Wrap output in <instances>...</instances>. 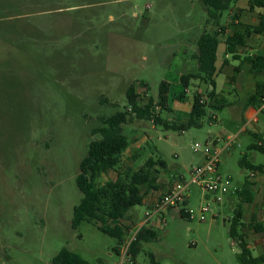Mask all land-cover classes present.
Returning a JSON list of instances; mask_svg holds the SVG:
<instances>
[{"label":"rangeland","instance_id":"rangeland-1","mask_svg":"<svg viewBox=\"0 0 264 264\" xmlns=\"http://www.w3.org/2000/svg\"><path fill=\"white\" fill-rule=\"evenodd\" d=\"M232 7L242 8L244 19L254 12L246 19L250 26L264 13L250 10L248 0ZM229 11L221 20L225 27ZM206 20L203 0H0V264H50L64 247L89 264L121 261L120 242L96 223L72 227L74 206L82 198L76 183L80 161L98 136L92 129L101 116L128 108L130 84H136L143 102L158 98L162 81L183 90L180 75L197 71L191 55ZM224 52L222 42L217 66ZM229 62L216 77L220 101L207 106L200 127L174 131L134 117L123 126L131 144L120 166L99 182L116 179L128 167L138 169L149 157L162 158L165 165H155L156 187L142 188L147 200L158 199L175 181H189L190 171L217 151L218 172L234 184L254 178L242 160L264 165V153L249 148L259 141L252 132L240 131L241 106L251 93L232 89L229 75L241 60L231 56ZM207 88L191 81L183 101L176 97L170 101L172 110L157 109L162 119L187 120L194 94L210 104ZM259 126L264 130V113ZM227 135H235L229 147ZM196 143L202 146L199 151ZM256 176L250 205L238 195L215 203L192 184L187 193L196 201L188 207L198 210L210 203L213 211L205 221L169 209L154 213L148 202L131 208L124 220L126 238L142 223L155 232V238L142 242L136 262L146 264L153 252L160 264H242L241 246L230 234L238 206L244 222L238 231L253 255L264 253V229L254 226L264 225V172Z\"/></svg>","mask_w":264,"mask_h":264},{"label":"trees","instance_id":"trees-1","mask_svg":"<svg viewBox=\"0 0 264 264\" xmlns=\"http://www.w3.org/2000/svg\"><path fill=\"white\" fill-rule=\"evenodd\" d=\"M239 0H203L207 10L206 29L200 35L197 44L198 51L193 55L197 60V71L183 73L180 75V82L184 88L177 92L172 89V85L167 81H162L159 87L158 98L150 97L143 102L135 83L127 88V99L129 106L125 110H118L109 116H101V123L92 129V135H98L89 142L87 154L81 159L79 172L76 176V183L82 192V198L74 206L72 227L77 229L79 225L86 221L96 223L100 230L118 239L120 245L127 237L129 227L124 224L128 211L136 205L142 204L144 194L142 188H155L157 176L155 165H165L162 158L155 159L149 157L138 169L126 168L123 172H118L116 179L107 180L100 183L103 174L114 170L120 166L123 153L131 144V139L124 133V124H127L134 117L152 120L157 124H162L166 129L187 130L191 127H200L202 119L207 113V106H217L220 101L216 92V76L220 72L217 68V51L220 44V35L225 26L221 24L224 12L229 10L233 3ZM251 10L264 9V0H248ZM210 25L219 26L220 30H208ZM264 32V14L260 21L254 26H246L244 33L235 32L225 39L226 53L236 55L238 47L244 45L249 36L253 33ZM264 58L258 56L253 60L254 71L262 70ZM192 80H200L207 83L210 104L202 100V95L196 93L192 96V108L189 118L184 121L174 122L163 120L157 107L161 110H172L171 102L178 97L183 100L186 97V90ZM143 83V82H142ZM147 86V83H143ZM212 87V88H211ZM264 96V83H258L254 93L250 96L248 105L259 106L261 97ZM259 98V101L257 100ZM250 149H256L264 153V140L253 143ZM242 165L250 167L252 170L264 171V165H255L242 160ZM236 195L243 202H251L253 194L251 183L247 180ZM182 217L188 216L181 210ZM241 206L235 211L230 234L238 240L241 246L242 264H262L264 263V253L253 255L249 248L243 232L238 231L241 222ZM241 225V226H242ZM257 230H263V226L258 223L255 225ZM155 238V232L143 226L135 240L131 243L129 255L133 262L136 261L140 253L143 241ZM50 264H89L82 256L66 247L62 248L51 260ZM146 264H160L155 253H149V260Z\"/></svg>","mask_w":264,"mask_h":264},{"label":"crops","instance_id":"crops-1","mask_svg":"<svg viewBox=\"0 0 264 264\" xmlns=\"http://www.w3.org/2000/svg\"><path fill=\"white\" fill-rule=\"evenodd\" d=\"M229 10H230L229 11L230 14H229L228 19L225 22V24L227 23L228 26L225 27L223 33H221V35H220V43L223 42L225 44V52H224L225 53V57L223 58V60H222V62H221V64L219 66H217V62H216V66H217L218 69H220V72H222L224 66L230 64L229 58L231 56L233 58H235V59L241 60L240 64L233 65L234 74L229 75V83H230L232 89H234V90H246V91L248 90V91H250L251 94L248 97L247 103L243 104V106H241V111H242V121L241 122H242V126L240 128V131L241 132H244V131L252 132L256 136V138L259 140L258 141V143H259V142H262V140H264V135H263L264 130H263V128H261L259 126L260 115H261V113H264V110L261 111L259 109V106H260L261 103L259 104V106H254V105H248V102H249L250 96L254 93L257 84L258 83H264V60L261 61L262 62V70L260 72L256 73L254 71V65H253V60H255L258 56H262L264 58V32H262V33H253L251 36H249L247 38V40H246V43L244 45L238 47V51H237L236 55L230 54V53H226L225 39L227 38V36L233 35L236 31L240 32V33H244L245 30H246V26H250V23H248V21L246 20L247 16L248 15H252L254 13V12H250L249 14L248 13L245 14L246 18L244 19V13H243V9L242 8H239V7H235L234 8V7L231 6V8ZM256 10H258V9H255V10H252V11H256ZM252 18H253L254 21L256 20L255 16H253ZM260 18H261V15H259V19ZM221 24L224 25V23H222V22H221ZM213 30H220V27L219 26H214ZM196 52H194L191 55L192 58H193V55ZM193 59L196 62V68H197V60L195 58H193ZM194 81H200V80H194ZM200 82L208 85L205 82H202V81H200ZM188 89H189V86L187 88H185L186 93H189ZM219 95H220V93L217 92V97L218 98H219ZM183 100H181V101H183ZM257 100L259 101V98ZM191 108H192V102H191ZM190 111H191V109H190ZM249 126H251L252 129H249ZM253 131H256L258 133L253 132ZM225 132H227V130H225ZM228 137H229V135H227L225 137V139H228ZM219 140H220L219 137H217L215 141L217 142ZM252 171L264 172V171L254 170V169ZM255 177H257V176H255ZM254 178H250L248 180L251 183V191H252V194H253V199H252L251 202H249V205L251 203H253V201L255 200V186L253 184L254 183L253 182ZM171 186H169L167 188V190ZM189 195L190 196H189V199L187 200V204L190 205V203L192 201L195 202L196 199L195 198L193 199L191 194H189ZM232 195H236V194H232ZM149 199L147 200V198L144 197L143 202L150 203L151 204L150 207L153 209L155 201H156V197H154L151 200H149ZM167 211L174 212V211L170 210V208ZM135 216H136L135 213L130 214V218H133ZM255 217H257V216H255ZM251 218L253 220L254 216H252ZM258 223H260L263 226V228H264L263 223L260 222V221L254 223V226L256 224H258ZM249 248L252 250V248L250 246H249ZM134 264H138V263L135 261ZM262 264H264V263H262Z\"/></svg>","mask_w":264,"mask_h":264},{"label":"built area","instance_id":"built-area-1","mask_svg":"<svg viewBox=\"0 0 264 264\" xmlns=\"http://www.w3.org/2000/svg\"><path fill=\"white\" fill-rule=\"evenodd\" d=\"M259 109L261 111L264 110V96L261 97ZM234 138L235 135L228 137L226 147L231 146L235 142ZM201 148L202 146L198 143L194 146L195 151H199ZM209 151L210 149L206 146L204 153L208 155ZM220 152L221 151H217L215 156H209L208 161L191 170L189 181L183 179L175 181L165 193L156 199L153 208L154 213L170 208L172 211L180 214L181 210H183L188 218L194 219L198 216L199 220L205 221L207 213L213 211L210 203L201 205L198 210L188 207L187 200L190 195L187 192L192 184L200 187V189L204 191V196L212 199L215 203H221L228 195L235 194L241 190V186L234 184L232 177L224 176L218 172V155ZM257 173L258 171H252L251 177H255ZM146 215L151 216L149 212H147ZM144 224L145 223H142L138 230L130 237L126 238L121 245L122 259L118 264L135 263L129 255V250L131 243L135 240L136 235Z\"/></svg>","mask_w":264,"mask_h":264}]
</instances>
